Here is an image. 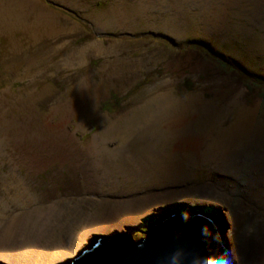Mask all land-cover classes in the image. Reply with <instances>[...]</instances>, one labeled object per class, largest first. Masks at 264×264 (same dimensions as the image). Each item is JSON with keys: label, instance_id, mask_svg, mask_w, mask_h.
<instances>
[{"label": "rangeland", "instance_id": "obj_1", "mask_svg": "<svg viewBox=\"0 0 264 264\" xmlns=\"http://www.w3.org/2000/svg\"><path fill=\"white\" fill-rule=\"evenodd\" d=\"M0 1V223L57 203L76 230L123 202L136 216L140 201L135 240L175 202L228 191L244 204L243 190L264 238V0ZM91 150L110 171L90 167Z\"/></svg>", "mask_w": 264, "mask_h": 264}, {"label": "bare ground", "instance_id": "obj_2", "mask_svg": "<svg viewBox=\"0 0 264 264\" xmlns=\"http://www.w3.org/2000/svg\"><path fill=\"white\" fill-rule=\"evenodd\" d=\"M3 2L4 1H0L1 8L4 7ZM14 16V12L10 14V21L18 18V16ZM15 21L22 25L21 21ZM32 32H34V30H32ZM6 91L8 92V90ZM8 93L10 94V92ZM15 100L20 101V98L13 95L12 101ZM74 106L77 107L73 108L68 100H62L59 101L54 108L56 110L62 108L66 113H68V111L71 113L83 112L86 108V106H83L82 104ZM161 110L164 113L165 108L162 107ZM150 126L155 127L157 130L164 131L171 127V123L163 122L160 125L154 124ZM57 127L61 134L63 133L62 130H68L63 122L59 123ZM66 137L68 140L74 139V132L69 131ZM47 138V141L51 143V145L57 146L56 143L59 140L62 141L60 135L49 136ZM210 140L213 141L211 138ZM214 148L213 145H209L210 150H214ZM91 151L95 155V158L90 163V167L92 168L94 166L96 168H102L105 171H110V169L103 164L99 151ZM201 152L202 151L198 152L201 155L199 160L204 162V158H209L210 154L205 152V150L202 154ZM37 155L40 157L42 153H37ZM252 163L255 164V160L252 161L251 159L248 161V164ZM256 182L259 185L264 184V175L257 178ZM226 193L228 194L227 196L223 195L222 191L220 193L216 192L215 194L211 191H208V193L200 191L197 194L198 196L195 203L197 205H213L214 207L221 209L224 218L229 223L225 235L230 244V252L237 259L235 264H264V238L261 237L255 240L253 234H251V225L248 224L249 220H252V216L249 214L252 209H248L250 206H248L247 203L252 202V200H255L256 198L253 194H250L249 192L246 194V192H243L242 190L241 193L245 194L244 198L247 201V203L242 204L240 202L241 199L236 195L228 191H226ZM220 194L225 198L223 201L224 206L220 205L222 202L219 198L221 197ZM255 202L260 206V203L257 200H255ZM123 203L124 205L121 207L110 211L108 216L97 217L92 215L86 218L85 221H77V225L80 228L76 230L71 222L67 220L70 218L68 215L72 212L71 208H74L69 205L63 206L54 203L47 209L38 206L39 208L31 210L29 215L22 217L18 222H14L13 216L12 218H7L4 222L0 223V260L5 264H65L64 261H69L71 258L70 256L79 251H77L78 247L87 242V238L94 233L114 234L117 230H123L130 234L131 239H134V235L129 232L127 226L131 225L129 223L136 222V219L141 217L139 211L144 210V208L142 207L141 209L140 205H138V203L141 204L140 201L136 202L135 205L137 206V209L135 212L136 216H134L130 211V203ZM150 205H153V203H150ZM234 207H238L240 213H237ZM147 216L148 215H146V217ZM149 216L152 217V215ZM63 218L67 219L64 220ZM152 222L154 221L150 220V223L148 224H151ZM126 223L127 225H125ZM71 226L73 227L72 229ZM65 229L68 230L67 238L62 240V242H57L55 239L56 235L63 233L62 231ZM259 231L260 230L257 232L258 235L261 234V231ZM42 239L46 241V244L42 242Z\"/></svg>", "mask_w": 264, "mask_h": 264}, {"label": "water", "instance_id": "obj_3", "mask_svg": "<svg viewBox=\"0 0 264 264\" xmlns=\"http://www.w3.org/2000/svg\"><path fill=\"white\" fill-rule=\"evenodd\" d=\"M176 210L145 235L129 233L93 236L65 264H235L225 230L229 223L213 205L175 202ZM0 264H5L0 260Z\"/></svg>", "mask_w": 264, "mask_h": 264}, {"label": "trees", "instance_id": "obj_4", "mask_svg": "<svg viewBox=\"0 0 264 264\" xmlns=\"http://www.w3.org/2000/svg\"><path fill=\"white\" fill-rule=\"evenodd\" d=\"M224 65V64H223ZM225 66V65H224ZM239 66V65H238ZM239 67H241V66H239ZM238 67V69H239V75H237L236 77L237 78H239V81H241V82H243V83H245V84H247L250 88H253V87H255V83H252V81L250 80V75L249 76H247V74H246V72L242 69V67L241 68H239ZM262 90H261V89ZM256 89L257 90H260V91H262L263 93H264V87H256Z\"/></svg>", "mask_w": 264, "mask_h": 264}, {"label": "clouds", "instance_id": "obj_5", "mask_svg": "<svg viewBox=\"0 0 264 264\" xmlns=\"http://www.w3.org/2000/svg\"><path fill=\"white\" fill-rule=\"evenodd\" d=\"M168 209V210H167ZM220 209V208H219ZM166 212H167V216H165L163 219H165V218H167L168 216H170L171 215V210H176V205H172L171 207H168V208H166ZM221 210V209H220ZM153 216V215H152ZM162 219V220H163ZM149 219H146V221H148ZM151 220V219H150ZM153 221V220H152ZM161 221V220H160ZM160 221H158V222H156V223H154V224H158ZM148 225H153V224H148ZM147 225V226H148ZM146 230V229H145ZM144 230V231H145ZM134 240V239H133Z\"/></svg>", "mask_w": 264, "mask_h": 264}]
</instances>
